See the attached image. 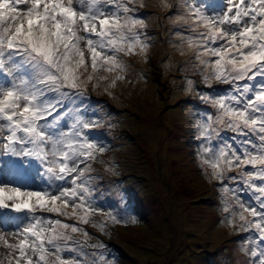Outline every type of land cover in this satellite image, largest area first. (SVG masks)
<instances>
[{
	"label": "snow or ice",
	"instance_id": "1",
	"mask_svg": "<svg viewBox=\"0 0 264 264\" xmlns=\"http://www.w3.org/2000/svg\"><path fill=\"white\" fill-rule=\"evenodd\" d=\"M158 6L180 10L166 18L184 29L170 41L187 57L181 69L197 70L209 89L227 86L199 95L214 111L196 121L198 165L218 190L222 222L247 234L248 264H264V0ZM145 7V0H0V157L19 181L0 182V264H108L86 251L105 245L89 243L95 238L85 226L107 234L109 224L136 223L97 203L95 165H105L108 148L90 133L112 125L86 94L103 84L112 96L130 82L126 58L148 63ZM33 162L42 169L39 188L26 180Z\"/></svg>",
	"mask_w": 264,
	"mask_h": 264
},
{
	"label": "rangeland",
	"instance_id": "2",
	"mask_svg": "<svg viewBox=\"0 0 264 264\" xmlns=\"http://www.w3.org/2000/svg\"><path fill=\"white\" fill-rule=\"evenodd\" d=\"M145 3L140 15L153 37L148 63L139 57L126 58L130 82H121L112 96L103 92V84L88 91L97 95V105L106 108L99 117L112 125L97 137L108 139L102 159L113 168L108 172L105 165H95L102 177L97 181L100 200L113 206L111 212L136 220L127 226L114 225L113 241L108 244L119 249L116 264H247L248 257L241 251L244 245L236 242L240 233L222 222L218 190L198 165L192 141L196 121L205 114H196L205 103L197 92L203 83L197 70L181 69L187 57L179 55L170 41L175 42L174 33L184 29L166 18L180 10H164L159 0Z\"/></svg>",
	"mask_w": 264,
	"mask_h": 264
},
{
	"label": "trees",
	"instance_id": "3",
	"mask_svg": "<svg viewBox=\"0 0 264 264\" xmlns=\"http://www.w3.org/2000/svg\"><path fill=\"white\" fill-rule=\"evenodd\" d=\"M203 83V82H202ZM202 87V88H201ZM201 87H199V89H198V98H199V95H200V93H204L205 92V90L206 89H209L204 83H203V85L201 86ZM213 89V88H212ZM226 88L225 87H223V88H219V90L220 91H222V90H225ZM219 90H217V89H214V92L216 93V95H218L219 94ZM215 93H213L212 91H210L208 94L209 95H212V96H215ZM205 94V93H204ZM200 99V98H199ZM201 100V99H200ZM202 101V100H201ZM206 103H201L200 104V106H199V108L198 109H196V114L197 115H201V113L199 112V111H203V113H205V111H206ZM208 111H210V110H208ZM193 127H194V125H193ZM194 129H195V131H196V128L194 127ZM197 132V131H196ZM195 135V134H194ZM226 135H231L230 133H227ZM198 151V150H197ZM219 197V196H218ZM220 223V222H219ZM222 225V224H221ZM229 227V226H228ZM88 229V231H90V233H92V235H93V237L95 238L94 240H92V241H89V243H95V241L97 240V239H99V240H101V242L105 245V247H104V249L105 248H107V249H109L110 250V253L111 254H108V255H111L112 256V261L109 263V264H116V261H118L119 260V254H120V252H119V249L118 248H114L113 246H110L108 243H110L111 241H113V238H110V235H112L113 236V232H115L116 231V228L114 227V225H112V224H109V227L106 229V232H107V234H104V233H102V232H100V231H98L97 229H95V230H93L92 228L91 229H89V228H87ZM240 242V241H239ZM105 253V252H104ZM109 253V252H108Z\"/></svg>",
	"mask_w": 264,
	"mask_h": 264
},
{
	"label": "bare ground",
	"instance_id": "4",
	"mask_svg": "<svg viewBox=\"0 0 264 264\" xmlns=\"http://www.w3.org/2000/svg\"><path fill=\"white\" fill-rule=\"evenodd\" d=\"M168 154V153H167ZM169 155V154H168ZM184 199H186V198H184Z\"/></svg>",
	"mask_w": 264,
	"mask_h": 264
}]
</instances>
